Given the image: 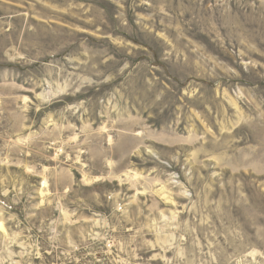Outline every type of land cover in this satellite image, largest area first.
Returning <instances> with one entry per match:
<instances>
[{
    "label": "rangeland",
    "instance_id": "374dc122",
    "mask_svg": "<svg viewBox=\"0 0 264 264\" xmlns=\"http://www.w3.org/2000/svg\"><path fill=\"white\" fill-rule=\"evenodd\" d=\"M0 264H264V0H0Z\"/></svg>",
    "mask_w": 264,
    "mask_h": 264
}]
</instances>
